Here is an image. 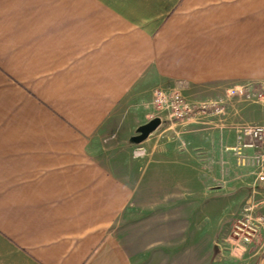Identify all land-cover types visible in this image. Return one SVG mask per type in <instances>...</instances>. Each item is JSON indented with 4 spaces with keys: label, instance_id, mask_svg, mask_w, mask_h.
Returning a JSON list of instances; mask_svg holds the SVG:
<instances>
[{
    "label": "crops",
    "instance_id": "crops-1",
    "mask_svg": "<svg viewBox=\"0 0 264 264\" xmlns=\"http://www.w3.org/2000/svg\"><path fill=\"white\" fill-rule=\"evenodd\" d=\"M260 39L264 0H0V264H241L217 237L264 216V177L236 128L189 140L198 164L171 162L190 172L167 210L186 237L137 254L120 232L140 203L98 134L124 119L138 141L157 89L196 106L258 79Z\"/></svg>",
    "mask_w": 264,
    "mask_h": 264
},
{
    "label": "rangeland",
    "instance_id": "rangeland-1",
    "mask_svg": "<svg viewBox=\"0 0 264 264\" xmlns=\"http://www.w3.org/2000/svg\"><path fill=\"white\" fill-rule=\"evenodd\" d=\"M260 47H264V39H260ZM262 56L264 54L258 55V79L227 82L224 86L217 87L211 100L196 106L192 104L195 107L192 117L184 121L164 118L161 126L145 140L137 141L130 133V123L124 119L112 127L106 124L99 132L100 159L133 185L140 203L139 209L131 211L123 219L120 232V237L128 242L133 254L144 250L149 253L154 249L155 240L169 243L171 239L176 241L186 237V231L180 229L185 226V221H181V216L177 220H171V211L167 210L178 208L179 203L181 207L186 201L184 195L191 185L186 165L188 162L198 164L188 154L189 140L192 142L200 131L216 133L236 128L239 143V128L247 125L264 126V66L260 64ZM205 107L207 112H203ZM216 108H220L222 112L216 113ZM226 141L227 144L233 143L229 136ZM171 162H183L186 165L177 170L170 165ZM230 169L233 174L234 165ZM231 185L234 183L231 182ZM156 205L159 210L158 222H154ZM242 216H235L231 221L235 224ZM233 224L231 227H228V223L223 225L227 229L220 230L217 242L222 245L226 255L231 254L229 256L241 264H255L256 257L259 259L264 255V225H260V230L250 243L241 244L238 241L241 237L236 235L238 232H235ZM163 255L164 262L167 258Z\"/></svg>",
    "mask_w": 264,
    "mask_h": 264
},
{
    "label": "built area",
    "instance_id": "built-area-1",
    "mask_svg": "<svg viewBox=\"0 0 264 264\" xmlns=\"http://www.w3.org/2000/svg\"><path fill=\"white\" fill-rule=\"evenodd\" d=\"M152 105L155 112L159 114L156 117H161V120L169 118L170 120L184 121L195 114V107L188 102L178 88L155 90ZM204 109L203 112H207L206 107ZM215 112L220 113L222 110L216 108ZM238 132L239 143L235 150H239L241 147L255 150L253 161L264 177V126L247 125L239 128ZM233 225L235 232H238L236 235L241 237L238 241L241 244L250 243L255 233L264 225V218L248 212Z\"/></svg>",
    "mask_w": 264,
    "mask_h": 264
},
{
    "label": "water",
    "instance_id": "water-1",
    "mask_svg": "<svg viewBox=\"0 0 264 264\" xmlns=\"http://www.w3.org/2000/svg\"><path fill=\"white\" fill-rule=\"evenodd\" d=\"M161 124H162L161 118L156 117L152 119L150 122H148L147 124L143 125L140 128L141 136L139 137L138 141L147 139L151 133L156 131L161 126Z\"/></svg>",
    "mask_w": 264,
    "mask_h": 264
},
{
    "label": "bare ground",
    "instance_id": "bare-ground-1",
    "mask_svg": "<svg viewBox=\"0 0 264 264\" xmlns=\"http://www.w3.org/2000/svg\"><path fill=\"white\" fill-rule=\"evenodd\" d=\"M260 64L264 66V56H262V60H260Z\"/></svg>",
    "mask_w": 264,
    "mask_h": 264
}]
</instances>
